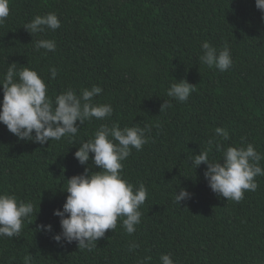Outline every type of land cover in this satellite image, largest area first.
Here are the masks:
<instances>
[{"label": "trees", "instance_id": "16d2710c", "mask_svg": "<svg viewBox=\"0 0 264 264\" xmlns=\"http://www.w3.org/2000/svg\"><path fill=\"white\" fill-rule=\"evenodd\" d=\"M9 8L0 25V80L16 63L17 70L29 67L44 79L53 101L68 89L79 96L100 86L93 103L111 104L113 114L43 145L19 139L0 123V194L34 205L32 223L25 221L18 237H0V264H24L29 256L31 264H137L145 256L161 264L162 254H171L174 264H264V176L255 177L256 191L234 202L209 188L206 164L195 168L190 161L208 151L210 160L221 162L217 144L251 143L264 154V13L255 0H10ZM48 13L57 15L60 28L33 36L24 28ZM40 39L54 40L56 50L37 51ZM203 42L217 51L227 45L230 69L203 64ZM180 79L196 88L185 102L166 95ZM164 101L172 107L161 110ZM102 124L151 129L121 173L134 190L143 184L148 196L133 234L118 219L91 252L81 251L75 242L52 238L61 230L53 211L63 207L67 179L86 166L100 170L91 159L81 165L74 153ZM216 127L230 138L215 136ZM180 188L192 195L179 204ZM42 224H51L52 232L39 230ZM131 243L139 247L129 251Z\"/></svg>", "mask_w": 264, "mask_h": 264}, {"label": "clouds", "instance_id": "9594fccd", "mask_svg": "<svg viewBox=\"0 0 264 264\" xmlns=\"http://www.w3.org/2000/svg\"><path fill=\"white\" fill-rule=\"evenodd\" d=\"M10 0H0V25L4 24L10 13ZM255 5L264 13V0H255ZM61 21L55 13L37 15L24 28L32 34L42 33L46 29L60 28ZM54 40L40 39L35 42V49L56 50ZM203 54L200 61L209 68L225 72L233 64L230 49L227 45L220 51L209 42L202 44ZM51 78H55L57 70L50 69ZM3 99L0 101V123L21 140L44 143L68 136L74 137L80 125L95 118L104 120L111 117V104H94L93 98L103 89L92 86L83 89L78 96L72 89L57 95L53 101L47 95L48 88L44 79L33 69L23 67L17 70L16 63H11L3 79ZM196 90L195 85L185 79L173 82L166 95L178 102H185ZM172 107L171 101H164L161 110ZM79 122V123H77ZM147 126L120 128L113 124H102L93 137L79 144L74 156L81 165H88L90 159L100 170L91 172L85 167L83 173L67 179L68 193L62 209H54L53 215L59 217L60 232L53 234L57 243L71 244L75 242L79 250L91 252L97 241L105 236L107 230H115L118 219L122 221L125 232L129 235L136 231L141 223L140 207L145 203L148 192L143 184L134 190V186L121 175L123 161L131 154L132 148L142 150L148 143ZM33 132L35 133L33 135ZM215 136L228 140L229 132L223 127H216ZM212 141H209L211 144ZM217 149L223 153V160L217 162L209 159L208 151H204L191 161L197 168L206 164L204 177L213 193L240 202L246 191H256L257 176H264V168L260 166L264 154L256 150L253 144L246 147L228 146ZM90 153L93 155L90 157ZM186 188L176 192L175 202L191 198ZM34 213L31 202L17 201L14 195L0 194V237H18L25 221L31 224L30 217ZM39 230L52 232L51 224L38 225ZM137 243L128 246L129 251L138 248ZM151 256L138 260L137 264H149ZM161 264H174L171 254L160 256ZM24 264H31V257H25Z\"/></svg>", "mask_w": 264, "mask_h": 264}]
</instances>
